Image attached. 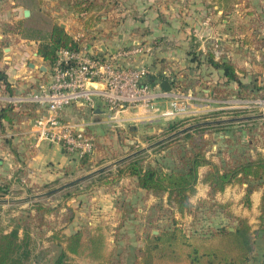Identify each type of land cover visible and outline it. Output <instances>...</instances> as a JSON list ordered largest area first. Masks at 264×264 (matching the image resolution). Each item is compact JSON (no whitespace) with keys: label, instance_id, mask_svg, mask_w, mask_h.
I'll return each mask as SVG.
<instances>
[{"label":"rangeland","instance_id":"1","mask_svg":"<svg viewBox=\"0 0 264 264\" xmlns=\"http://www.w3.org/2000/svg\"><path fill=\"white\" fill-rule=\"evenodd\" d=\"M177 1L178 7L185 6L187 2V0ZM197 1L198 6H206L203 0ZM224 1L230 4V8L251 6L258 8L259 14L264 12L262 9L264 0H211V3L220 5ZM59 2L60 5L52 4L50 0H0V32L12 34L14 41L18 43L26 45L31 42L38 50L49 40L53 26L70 18L79 21L81 27H77L75 33L77 35L81 33L80 39L83 42L103 41L110 49L118 46L126 47L120 44L119 33L122 29H113L109 21L105 20L104 16L108 14L106 7L96 5V8L83 13L80 12L81 8L85 7L83 0H59ZM23 9H30L32 13L25 17ZM17 15L20 16L19 20L15 18ZM198 19L203 20L202 13L198 15ZM221 20L222 16H217V21L221 22ZM256 25H259L260 30L257 35L253 34L252 40L253 42L261 41L263 46L259 50L264 52V15L256 21ZM205 34V30L202 29L196 35L194 31H191L188 33L189 43L175 47L179 50L183 62L157 56L151 58L148 63L143 61L141 63L144 64H140L138 61L141 59L140 55L132 57L130 62L133 66L145 67L149 76L161 74L160 71L163 69L168 70L167 73H169L171 69L172 75L179 77L177 87L172 89L180 94V105L185 111L178 116L169 119L163 116L143 118L144 113L142 114L141 110L131 108L118 117L120 120H111L108 115L99 116L82 105H72L66 110L69 117L78 122L82 119L90 121L88 123H91L92 129L96 131L94 135L99 144L95 155L85 161L79 156L69 155L62 150L63 154L70 159L69 165L62 169V174L58 178L51 181H34L25 168L12 166L14 164L12 160L15 157L1 156L6 162V170L0 181L10 184L6 187L7 194L0 199L28 198V200L0 203V232H9L14 228L20 230L23 246L28 252L26 264H62L58 260L67 245V237L77 231H83L89 235L99 224L104 225L108 231L109 240L116 248V253H123L121 264H134L135 249L144 244L145 236L151 231L155 233L156 230L170 228L177 224L188 233L208 234L223 226L233 227L237 223L236 217L245 218L255 231V252L247 264H255L263 260L264 231L259 230L263 191L258 189L259 192L253 191L248 194L249 185L246 183L237 182L230 192L227 191L230 189L229 186L227 190L211 196L209 192L207 193L206 183L201 180L197 185L201 195L192 197V210L184 214L172 207V204L168 202L167 193L162 197L152 193L154 196L148 197L144 203H141L135 192L130 193L135 195L128 196V192L124 190L125 184L120 183L121 181L105 182L106 179H111L109 178L111 174H116L117 166L58 192L32 198L142 148H146L142 155L146 165L151 164L166 171L178 169L181 167L180 157L191 149V146L190 139L185 136L186 133L177 136L180 137L178 139L170 137L173 133L203 121L264 115V76L260 70L248 75L247 84L242 90L243 94H237L234 88L222 91L224 85L220 84L219 80L216 83L209 80L212 73L202 59H204V53L210 51L214 54L209 46L211 45L212 50L216 48V40H207L203 44ZM229 40L234 41V38ZM143 44L138 41L131 43V46L141 47L140 54L143 52ZM257 46L258 44L254 45V48H244L240 44L235 47L243 48L238 54H246L244 63L237 62L238 67L243 64L242 69L248 71L245 69L249 67V64H253L249 61L252 53L257 50ZM158 47L155 46V49ZM99 49L103 50L100 46H96L94 52ZM3 55L2 51L1 56ZM32 59L37 64L34 71L40 74L39 64L45 61L39 54L32 56ZM195 59L197 61H194ZM262 59L259 61H263ZM7 61L8 64H13L12 58H8ZM31 69L33 70L25 63L21 71L29 72ZM258 73L259 78L256 77ZM44 77H37L35 88L39 89V80L45 81L47 77L46 75ZM211 88L217 94L213 98L208 91ZM29 90L30 88H26L24 95L20 94V96H27L32 92ZM18 104L27 106H22L24 110L20 115L22 119L23 117L30 119L29 125L33 128L34 119L39 113V105L30 103L29 106L27 102ZM167 106L166 101L159 104L161 111ZM158 112L160 111H155V113ZM172 124H176L177 130L171 129ZM204 134L207 141V155L220 164L246 157H264V117L221 124L205 129ZM202 168L205 174L208 168ZM117 186L119 189L116 188ZM256 198L257 200L260 198L259 206L254 204ZM64 262L104 264V262H93L72 254L65 257Z\"/></svg>","mask_w":264,"mask_h":264},{"label":"trees","instance_id":"2","mask_svg":"<svg viewBox=\"0 0 264 264\" xmlns=\"http://www.w3.org/2000/svg\"><path fill=\"white\" fill-rule=\"evenodd\" d=\"M113 2V0H83L85 7H82L80 12L87 13L90 9L96 8V5L98 7L104 6L108 11L105 20L112 22L114 18L110 4H113ZM223 4L225 8H230L227 1L226 3L224 1ZM239 30L240 33H247L248 31L245 26H242V29ZM247 36L248 34L245 35V37ZM82 42V39L76 40L60 23H56L50 32L49 40L37 50L43 60L48 63L46 64L47 71L40 70L39 77L43 78L45 75L48 77V69L56 65L61 50L77 51L81 49ZM126 47H131V44L126 45ZM204 54L202 60L209 70L210 67H213L222 71L223 78H226V81L222 84L235 83L240 88L237 94H243V87L247 83L242 81L238 73L237 62L224 56L217 60L211 52ZM194 61H197V59ZM160 72L161 74L150 75L147 82L158 85L168 80L173 89L177 87L179 77L172 75L171 69L169 73L166 69ZM256 77L259 78L258 75ZM41 82L43 81L39 80V84ZM35 84L36 82H34ZM27 88H32L31 91L36 89L34 86H28ZM0 90L7 95H13L16 91L9 82L6 71L1 67ZM225 90L222 89V91ZM99 103L101 102L98 101L97 105ZM101 105L103 106V104ZM15 108L12 103L3 104L0 102V123L2 120H7L14 124L23 112V110L16 111ZM219 125L221 124L198 126L185 132V136L190 139L191 149L180 157V168L166 171L161 167L151 164L146 165L142 157L143 153H141L118 165L116 174H111V177H109L111 179H106L105 182L117 183L126 178L136 179L137 186L148 193L151 192L158 197H162L167 193L168 202L181 214L191 212V197L197 192V185L201 180L209 185V195L211 196L225 191L228 186L237 182L246 183L249 185L248 194L258 189L263 191L260 204L259 230L264 231V157H246L224 164L214 161L207 155V141L204 130ZM171 129L177 130L176 124H172ZM89 132L96 134L92 126L89 128ZM175 138L180 137L176 136ZM12 140L13 136H6L5 144L14 149ZM98 144L99 141L96 138V151ZM14 152L19 153L15 149ZM81 158L85 161L90 157L85 155ZM18 159L24 162L19 156ZM202 167L208 169L201 179ZM9 184L0 181V197L7 194L8 188L6 187ZM235 220L237 223L233 225V231L230 230V227L223 226L212 230L208 234L188 233L177 224L170 228L159 229L157 234L151 231L145 236L144 244L135 249L134 264H247L255 252V231L252 230L251 225L245 218L236 217ZM107 232L102 224L95 227L89 235L83 231L75 232L67 237V245L62 250L58 261L62 264H68L64 262V259L72 254L93 262L121 264L123 253H116V248L111 244ZM27 255L28 252L23 246V239L18 228H14L9 232H0V264H26ZM255 264H264V258Z\"/></svg>","mask_w":264,"mask_h":264},{"label":"crops","instance_id":"3","mask_svg":"<svg viewBox=\"0 0 264 264\" xmlns=\"http://www.w3.org/2000/svg\"><path fill=\"white\" fill-rule=\"evenodd\" d=\"M113 1V4H110V9L114 20L112 22L109 21V23L112 24L113 29H122V32L119 33L120 44L127 45L138 41L144 43L142 49L143 52L139 54V57H141V59L138 60L140 61V64H144L141 63L143 61L148 63L151 58H156L157 56L165 57L168 60H180L183 62L184 60L182 59L179 50L175 47H177V45L188 44L190 39L188 33L194 31V34L196 35L200 32V29H202L206 32L203 37V44L207 42V40H216V48L213 50L210 47L211 41L207 44L208 46L210 45L209 48L214 52L217 60L224 56L231 58L235 62L244 63L246 54H238L243 48L240 47L239 49H236L235 47H238L241 44L244 48H254L253 46L258 44L256 47L257 50L252 53L250 57L249 63L253 64L250 65L246 62L249 64V67L245 69L248 70L247 72L242 69L243 64L239 65L238 73L241 76L242 81L245 83L248 80V75L252 72L255 73L260 70V73L264 76V64H262V62L264 63V52H260L259 50L263 45L261 41L256 40L253 42L252 40L253 34L255 33L257 35L260 30L259 25H256V21L261 19V16L264 15V12L260 14L258 13V8L251 6L249 8L241 6L225 8L224 4L213 5L211 0H203L206 4V6L203 7L197 5V0H187L183 7L177 6V0ZM50 2L52 4L60 5L59 0H50ZM262 9L264 10V7H262ZM24 11L25 9H23V13ZM30 11L32 13V10ZM201 13L203 14L202 21L198 19V15ZM217 16H222L221 22L217 21ZM15 18L16 20H19L20 16L17 15ZM104 18H106V16ZM59 23L65 24L64 28L74 37L77 35L75 29L81 27L78 20H72L70 18ZM242 26L247 28V33H240L239 29H242ZM247 34L248 36L245 37ZM13 38L14 36L12 34L0 32V67L2 69L5 67L9 82L16 90L13 95H7L0 90V102L3 104L12 103L16 107V111H22L24 110L23 107L27 106L18 104L20 103L18 101L10 102L7 98L20 97V94H23L28 86H34V82L40 74L34 71L37 64L32 59V56H36V53L38 52L31 42H28L25 45V43L15 42ZM232 38H234V41L229 40ZM239 38L243 39L239 40ZM83 44H85V42H82V45ZM87 44L90 46L89 49L93 51L96 50V46L103 48L104 52H107V49H109L103 41L98 43L90 41ZM155 46L159 47L155 49ZM167 46H170L171 48ZM150 48H152V50ZM2 51L4 52L3 56H1ZM219 52L220 55H218ZM156 53L157 55H155ZM8 58H12L13 64H8ZM261 59L263 61H259ZM4 63H6V65H4ZM25 63H27L30 68H33V70L31 69L32 71L30 70L29 72L21 71ZM32 63L35 64V67L31 66ZM42 66L46 67V63L41 62L39 64V73ZM209 71L212 73L209 77L211 82L216 83L219 80L220 84H222L226 81V78H223L222 76V71L216 70L213 67H210ZM259 76L260 74L258 73V77ZM236 86L237 85H234V83H231L224 85L223 88L226 89V91L229 90V88H234V90L239 91L240 88ZM31 89L29 91H31ZM208 91H210L211 98L216 96V92L213 88ZM28 105L30 106L31 104L28 103ZM95 111L99 116L107 115L101 103L98 105L96 104ZM24 118L25 117L22 119L20 116L14 124L7 120H2L0 123V178L6 170V162L3 161L1 157L2 155L6 156V158L15 157V159L12 160L14 163L12 166L15 165L17 167L25 168L27 174L31 176L34 181H51L58 178V176L62 174V169L69 165V157L63 154L62 149L58 145L50 144L48 142H40L36 135L34 136V129L29 125L30 119ZM6 136H13L12 147L19 152L18 154L15 153L14 149H11L8 144H5ZM8 142H10V140H8ZM18 156L24 160V162H21L18 159ZM203 175L204 169L201 168V179L203 178ZM120 183L125 184L124 190L126 193L128 192V196L135 195V193L138 194V200L141 203H144L148 197L153 195L151 192L148 193L146 190L139 188L136 179L126 178ZM206 186L208 193L210 187L208 184H206ZM233 186L234 185H230V189L227 190L226 188V190L230 192L233 190ZM116 188L119 189V186ZM198 190L199 186H197V192L193 196L201 195ZM257 191L259 192V190H256V192ZM133 192L135 193L130 194ZM192 197L191 202H193ZM254 204L259 206L260 198H258V200L256 198Z\"/></svg>","mask_w":264,"mask_h":264},{"label":"built area","instance_id":"4","mask_svg":"<svg viewBox=\"0 0 264 264\" xmlns=\"http://www.w3.org/2000/svg\"><path fill=\"white\" fill-rule=\"evenodd\" d=\"M81 33L74 37L81 40ZM87 43L77 51L61 50L56 65L48 69V77L27 96L8 97L10 102L38 104L39 113L34 119V136L40 142L58 145L73 156L93 157L96 137L89 132L91 123L74 121L67 114L72 105H82L96 112L97 102L104 106L111 120L122 113L137 108L143 118L163 116L174 118L185 109L180 105V94L173 89L166 91L161 84L147 82L149 72L145 67L130 64L141 47L118 46L94 52ZM89 83L102 84L104 88H90ZM168 102L162 111L159 104ZM155 111H160L155 113ZM142 117V116H141Z\"/></svg>","mask_w":264,"mask_h":264},{"label":"water","instance_id":"5","mask_svg":"<svg viewBox=\"0 0 264 264\" xmlns=\"http://www.w3.org/2000/svg\"><path fill=\"white\" fill-rule=\"evenodd\" d=\"M30 13H31L30 9H25L24 14H25L26 17H28V16L30 15ZM61 26H62V27H65V24L62 23ZM36 55H38V53H36ZM31 66H32V67H35V64L32 63ZM41 70L46 71L47 68H46L45 66H42V67H41ZM161 86H162L163 89L166 90V91H170V90L172 89V86L170 85V82H169L168 80L163 81V82L161 83ZM89 87H90V88H95V87H96V88H104L105 86L102 85V84L89 83ZM262 117H264L263 114H261V115H246V116L235 117V118L217 119V120H212V121L198 122V123L192 124V125H190V126L184 128V129H181V130H179V131L173 133L170 137H176V136H179V135L185 133L186 131H189V130H191V129H193V128H196V127H198V126H208V125L224 124V123H230V122L250 121V120H254V119H258V118H262ZM170 137H169V138H170ZM160 142H161V141H160ZM158 143H159V142H158ZM156 144H157V143H156ZM151 146H152V145H151ZM145 151H146V148H142V149H140V150H138V151H135L134 153H131V154H129V155H127V156H125V157H123V158H121V159L116 160V161L113 162V163H110V164H108V165H105V166H103V167H101V168H99V169H96V170H94V171H92V172H90V173H88V174H86V175H84V176H82V177H79V178H77V179H75V180H73V181H71V182H69V183H67V184H64V185H62V186H60V187H57L56 189H53V190H51V191H49V192H46V193H43V194H40V195H35V196H33L32 198H35V197H42V196L48 195V194H50V193L58 192V191H60V190H62V189H64V188H68V187H70V186H72V185H74V184H76V183H79V182H81V181H83V180H86V179H88V178H91V177H93V176H95V175H97V174H99V173H102V172H104V171H106V170H108V169H111V168H113V167H115V166H118L119 164L125 162L126 160H128V159H130V158H132V157H134V156H136V155H138V154H141V153H143V152H145ZM26 200H28V198H18V199H12V200H8V199H0V203H7V202L15 203V202H22V201H26ZM230 230L233 231L234 228H233V227H230ZM154 232H155L156 234L158 233L157 230L154 231Z\"/></svg>","mask_w":264,"mask_h":264}]
</instances>
